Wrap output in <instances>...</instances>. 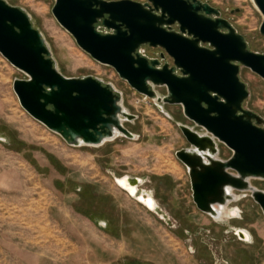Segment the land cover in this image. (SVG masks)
Instances as JSON below:
<instances>
[{
    "label": "rangeland",
    "instance_id": "obj_1",
    "mask_svg": "<svg viewBox=\"0 0 264 264\" xmlns=\"http://www.w3.org/2000/svg\"><path fill=\"white\" fill-rule=\"evenodd\" d=\"M5 1L30 16L63 75L113 85L138 120L125 125L136 140L121 136L101 150L73 148L22 109L13 84L27 77L0 54V264H264V215L249 194L236 193L241 198L229 206L240 215L227 221H216L196 208L188 171L176 153L189 148L180 124L202 131L184 116L183 108L159 105L138 94L114 69L94 61L54 18L55 0ZM200 1L231 19L249 50L264 53L263 17L252 0ZM240 78L250 93L245 108L264 117V81L248 69H242ZM156 92L166 96L164 88ZM219 150V159L231 158L226 146L220 144ZM76 152L99 153L103 158L98 166L118 178H144L142 188L147 190L157 186L160 210L151 215L156 234L125 243L98 232L90 215L114 219L116 213L110 198L95 208L84 184L69 182L70 167L84 171L70 165ZM166 173L171 176L162 180L159 175ZM251 184L264 191V181ZM236 229L249 232L251 241H240Z\"/></svg>",
    "mask_w": 264,
    "mask_h": 264
},
{
    "label": "water",
    "instance_id": "obj_2",
    "mask_svg": "<svg viewBox=\"0 0 264 264\" xmlns=\"http://www.w3.org/2000/svg\"><path fill=\"white\" fill-rule=\"evenodd\" d=\"M252 3L263 17L264 37V0ZM52 14L94 61L159 105L181 106L200 128L202 133L179 125L189 148L176 158L188 171L201 213L215 219L216 208L236 202L234 194L240 193L249 194L264 215V191L251 184L264 181V128L259 116L243 108L250 93L239 76L242 66L264 80V55L249 51L244 36L219 18V10L200 0H55ZM176 23L180 34L168 31ZM145 45L163 49L175 67L160 69L158 60L142 57L138 50ZM0 54L27 77L13 84L22 109L69 146L97 148L121 136L137 139L125 125L138 117L128 112L122 94L93 77L63 75L30 16L5 0H0ZM156 88H164L166 96ZM220 144L232 151L226 161L218 157ZM123 178L125 186L119 183ZM123 178L115 180L118 187L130 195L129 189L138 188L139 198L143 180ZM237 231L239 240L248 242L243 230Z\"/></svg>",
    "mask_w": 264,
    "mask_h": 264
},
{
    "label": "crops",
    "instance_id": "obj_3",
    "mask_svg": "<svg viewBox=\"0 0 264 264\" xmlns=\"http://www.w3.org/2000/svg\"><path fill=\"white\" fill-rule=\"evenodd\" d=\"M7 142V141H6ZM116 141L109 142L114 144ZM105 146V145H104ZM101 147H89L91 149L101 150L105 148ZM84 148V147H82ZM102 156L97 154L82 155L79 152L74 154V160L70 162V165L84 167V171L77 170V168L70 167V173L68 175L69 182H74L75 184H84L85 194L88 196V202L94 204L95 208L99 207L98 201H103L105 199L111 200V210L112 213L115 212L116 216L114 219L111 215L105 214H91L90 217L92 221L97 225L98 232L105 238L109 240H116L122 242H133L140 241L142 236H151L153 234L151 215L158 212L152 211L146 207L144 203L139 201L137 198L131 196L126 191L122 190L116 184L115 180L119 179L116 173L108 172L104 170L101 166H98V161ZM162 180L171 176L169 173L159 175ZM112 177L113 182L110 180ZM120 177V176H119ZM131 177V176H121ZM171 178V177H170ZM142 179L144 182V178ZM6 181V180H5ZM143 187V186H142ZM140 187L139 190L145 193L144 196H148V193L152 195L157 202L158 211L160 210V203L157 200L156 192L157 186H154L153 190H147ZM82 187L78 188L77 192H81ZM161 188V187H159ZM88 190V195H87ZM152 191V192H151ZM167 192V190H163ZM56 193V192H55ZM170 193H172L170 191ZM87 198V197H86ZM56 201L60 204V200L56 197ZM95 202V203H94ZM102 209V207H101ZM154 212V213H153ZM154 234H156L154 232ZM144 240V239H143ZM126 245V244H125Z\"/></svg>",
    "mask_w": 264,
    "mask_h": 264
},
{
    "label": "flooded vegetation",
    "instance_id": "obj_4",
    "mask_svg": "<svg viewBox=\"0 0 264 264\" xmlns=\"http://www.w3.org/2000/svg\"><path fill=\"white\" fill-rule=\"evenodd\" d=\"M202 2V1H201ZM142 4H146L147 3V0L145 1V2H141ZM203 4H205V2H202ZM215 8V7H214ZM217 10H219L220 11V19H222V20H226V21H228L231 25H233L232 24V22H231V19H229V18H227V16L219 9V8H216ZM160 14V13H159ZM212 19H216V17L215 16H212L211 17ZM237 30V29H236ZM168 31L169 32H175V33H178V34H180L181 33V30H180V26L176 23V24H174V25H172L171 27H169L168 28ZM238 32V31H237ZM222 33H224V34H228L229 33V31L228 30H223L222 31ZM238 34H240L239 32H238ZM184 37H186V38H188V39H191V37H189L188 35H187V33H184V34H182ZM240 35H242V34H240ZM243 36V35H242ZM245 38V37H244ZM245 41H246V43H247V48H248V42H247V40H246V38H245ZM199 46L200 47H202V48H207V49H212V47L209 45V44H204V43H200L199 44ZM249 50V49H248ZM249 51H251V52H254V51H252V50H249ZM138 53L142 56V57H144V58H146V59H148L149 61H152V60H158L159 62H160V69L164 66V65H169L170 66V68H174L175 66H174V61H173V59L163 50V49H161V48H152V47H150L149 45H145V46H142V47H140V49L138 50ZM254 53H256V54H260V55H264V53H259V52H254ZM242 69H247V68H245V67H240V77H241V71H242ZM249 70V69H248ZM176 74L178 75V76H180V77H182V74L180 73V71L178 70V69H176ZM252 72V71H251ZM256 75V74H255ZM257 76V75H256ZM259 77V76H258ZM260 78V77H259ZM241 79V78H240ZM263 80V79H262ZM242 81V80H241ZM264 81V80H263ZM243 108L245 109V110H248V109H246L245 108V103H244V105H243ZM249 111H251V110H249ZM254 114H256L257 116H259L260 117V120H261V122H262V127L264 128V117L263 116H261V115H259V114H257V113H255L254 111H252ZM253 123L256 125L257 124V121L256 120H254L253 121Z\"/></svg>",
    "mask_w": 264,
    "mask_h": 264
},
{
    "label": "bare ground",
    "instance_id": "obj_5",
    "mask_svg": "<svg viewBox=\"0 0 264 264\" xmlns=\"http://www.w3.org/2000/svg\"><path fill=\"white\" fill-rule=\"evenodd\" d=\"M0 140H3V138L0 136ZM120 185L125 186L126 185V178L120 179L119 181ZM142 184L144 183V181L141 182ZM229 192H231L230 190H228ZM129 192L131 193V195L135 198H138L137 193H138V188L137 189H129ZM152 192V191H151ZM145 193H143L138 200L141 201L142 203H144L146 205V207H148V209L158 212V205L157 202L154 200L153 193L152 195H150L148 193V199H146V197L144 196ZM235 200H239L241 197L237 196L234 194ZM217 216L215 217L216 221H227L233 218H236L240 215V211L238 208H231L229 205L224 206V207H217ZM154 213V212H153ZM162 215V214H161ZM238 229H236L237 231ZM238 232V231H237ZM244 234L246 235V240L248 242L251 241V235L249 234V232L244 231Z\"/></svg>",
    "mask_w": 264,
    "mask_h": 264
}]
</instances>
